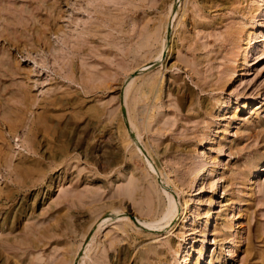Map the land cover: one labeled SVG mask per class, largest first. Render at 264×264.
I'll return each mask as SVG.
<instances>
[{"label": "rangeland", "instance_id": "1", "mask_svg": "<svg viewBox=\"0 0 264 264\" xmlns=\"http://www.w3.org/2000/svg\"><path fill=\"white\" fill-rule=\"evenodd\" d=\"M0 264H264V0H0Z\"/></svg>", "mask_w": 264, "mask_h": 264}, {"label": "bare ground", "instance_id": "2", "mask_svg": "<svg viewBox=\"0 0 264 264\" xmlns=\"http://www.w3.org/2000/svg\"><path fill=\"white\" fill-rule=\"evenodd\" d=\"M60 151H61V152H64V149L62 148V149H60ZM128 195H129V194H128ZM143 200H144V199H143ZM113 244H114V243H113ZM110 245H111V244H110Z\"/></svg>", "mask_w": 264, "mask_h": 264}]
</instances>
